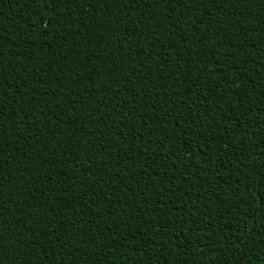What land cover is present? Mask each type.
I'll list each match as a JSON object with an SVG mask.
<instances>
[{"label": "trees", "instance_id": "trees-1", "mask_svg": "<svg viewBox=\"0 0 264 264\" xmlns=\"http://www.w3.org/2000/svg\"><path fill=\"white\" fill-rule=\"evenodd\" d=\"M0 264H264V0H0Z\"/></svg>", "mask_w": 264, "mask_h": 264}]
</instances>
